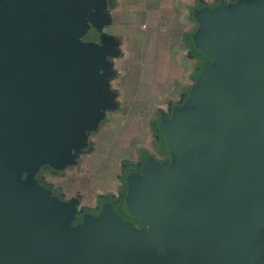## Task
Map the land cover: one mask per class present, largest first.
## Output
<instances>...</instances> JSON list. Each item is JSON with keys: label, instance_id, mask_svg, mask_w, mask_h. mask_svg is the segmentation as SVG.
Segmentation results:
<instances>
[{"label": "water", "instance_id": "obj_1", "mask_svg": "<svg viewBox=\"0 0 264 264\" xmlns=\"http://www.w3.org/2000/svg\"><path fill=\"white\" fill-rule=\"evenodd\" d=\"M104 8L0 0V264H264V0L203 9L193 44L212 64L159 124L173 160L148 159L130 183L145 228L110 211L69 227V205L20 181L99 115L109 53L82 35Z\"/></svg>", "mask_w": 264, "mask_h": 264}, {"label": "crops", "instance_id": "obj_2", "mask_svg": "<svg viewBox=\"0 0 264 264\" xmlns=\"http://www.w3.org/2000/svg\"><path fill=\"white\" fill-rule=\"evenodd\" d=\"M103 1L102 20L95 30L100 42L113 49L107 59L108 80L120 91L118 99L129 107V114L139 117L150 111L147 107L185 104L198 75L191 84L186 50L194 64L199 63L202 57L193 39L202 25L203 9L236 0Z\"/></svg>", "mask_w": 264, "mask_h": 264}, {"label": "rangeland", "instance_id": "obj_3", "mask_svg": "<svg viewBox=\"0 0 264 264\" xmlns=\"http://www.w3.org/2000/svg\"><path fill=\"white\" fill-rule=\"evenodd\" d=\"M190 61L189 81L193 84L194 74L206 62L200 59L199 63L196 61L194 64L186 50V66ZM118 76L122 78L120 73ZM109 77L106 81L103 79V86L110 106L102 109L103 117L97 120V127L82 130L80 148L58 169L53 170L54 172L37 170L33 175L45 179L65 199L75 200L78 213L84 207L93 206L104 195H113L115 199L121 197L119 191L125 169L139 163L143 153L147 152L157 160L163 159L154 150L158 137L155 136L153 123L157 113L161 111L167 110L172 117L174 107H147L150 111L147 110L142 116H132L128 112L129 107L118 99L120 91L114 90Z\"/></svg>", "mask_w": 264, "mask_h": 264}, {"label": "flooded vegetation", "instance_id": "obj_4", "mask_svg": "<svg viewBox=\"0 0 264 264\" xmlns=\"http://www.w3.org/2000/svg\"><path fill=\"white\" fill-rule=\"evenodd\" d=\"M102 19L96 21V23H100ZM87 32H85L82 35V39L84 41L88 42H94V43H100V39L98 38L96 34L95 27L92 25V22L88 20L87 22ZM107 52L109 53L108 56L112 53V48L109 46H106ZM108 56H106L102 69L99 71L97 75V79L99 82L98 85V91L100 92L101 96L105 98L104 104L98 106L99 115L95 118L88 119L86 123H83L81 125H75L73 126L72 131V137L67 140L65 143L58 145L53 151L54 154H37L34 155L33 162L30 163L27 166H19V172H20V181L24 184L31 185L33 184L37 188H41L42 190L47 192V198L46 200L48 202H60L61 204L69 205L72 208V217L68 222L65 223V225L69 227H77L83 223V220L85 216H95L99 217L102 213H105L106 211H110L111 213L118 216L124 223L132 224L136 229H143L145 228L140 221L130 214L126 207V201L128 198V192L130 189V183L131 180L138 176H142V168L144 163L148 159H153L159 163L163 161H171L173 160L172 153L167 149L164 137L162 136V133L159 131V124L163 119H170L171 116L169 115V112L167 110L161 111L157 113L156 119L153 123V130L155 131V136L158 137V141L154 143V150L156 153L161 155L163 159H156L154 156L149 155L147 152L143 153L139 163H136V165H131L130 167H127L125 169V174L121 178V186H120V195L121 197L115 199L113 195H104L100 199L97 200V203H95L91 207H84L80 213H78V204L75 200L72 199H65L62 195V193L52 187L51 184H49L45 179L37 175L36 177L33 176L34 173L37 170L44 171V170H50L54 172L53 170L58 169L63 163H65L73 154L75 150H78L80 148V143L83 138V135L81 134L82 130L84 129H95L97 127V120L103 117V111L102 109H107L110 106V103L108 101L107 93L105 91V88L103 86V79L104 81L106 78H108L109 69L107 67V59ZM203 60L206 62V64L200 66L201 70L207 65H211L212 61L206 57L203 58ZM198 74V71H197ZM116 95V91H114ZM115 104V103H114ZM94 122V123H93ZM48 152V151H47ZM59 153V154H58ZM37 164V166H36Z\"/></svg>", "mask_w": 264, "mask_h": 264}, {"label": "trees", "instance_id": "obj_5", "mask_svg": "<svg viewBox=\"0 0 264 264\" xmlns=\"http://www.w3.org/2000/svg\"><path fill=\"white\" fill-rule=\"evenodd\" d=\"M88 28V27H87ZM86 32H87V29H86ZM200 56L202 57V59L204 58V56H202L201 54H200Z\"/></svg>", "mask_w": 264, "mask_h": 264}]
</instances>
